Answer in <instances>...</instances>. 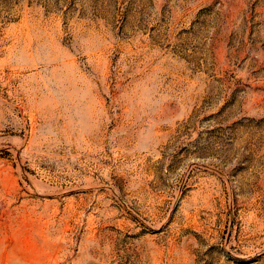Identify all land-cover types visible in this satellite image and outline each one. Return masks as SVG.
I'll return each mask as SVG.
<instances>
[{"label":"rangeland","instance_id":"1","mask_svg":"<svg viewBox=\"0 0 264 264\" xmlns=\"http://www.w3.org/2000/svg\"><path fill=\"white\" fill-rule=\"evenodd\" d=\"M0 264H264V0H0Z\"/></svg>","mask_w":264,"mask_h":264}]
</instances>
